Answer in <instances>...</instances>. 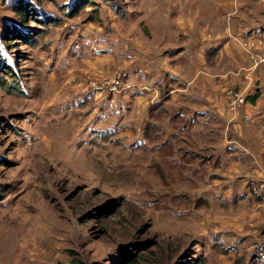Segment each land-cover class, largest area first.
<instances>
[{"label": "rangeland", "instance_id": "rangeland-1", "mask_svg": "<svg viewBox=\"0 0 264 264\" xmlns=\"http://www.w3.org/2000/svg\"><path fill=\"white\" fill-rule=\"evenodd\" d=\"M85 1L0 0V264H264V208L240 225L237 204L211 218L152 153L159 139L138 142L145 112L124 113L100 86L129 74L142 43L170 41L171 0ZM151 108L144 132L180 109L163 97Z\"/></svg>", "mask_w": 264, "mask_h": 264}, {"label": "crops", "instance_id": "crops-1", "mask_svg": "<svg viewBox=\"0 0 264 264\" xmlns=\"http://www.w3.org/2000/svg\"><path fill=\"white\" fill-rule=\"evenodd\" d=\"M171 3L168 11H160L164 18L160 28L170 34V41L153 47L140 43L144 53H138L136 64L134 59L128 64L124 87L117 92L123 98H119L123 103L119 107L126 114L145 112V122L159 98L180 108L159 124L161 133L158 131L159 140L152 143V153L169 162L168 170L193 185L196 199L201 198V203L207 202L214 210L211 218L221 217L224 207L233 209L237 204V224H244L245 216L252 220L264 208V202L248 193L249 183L264 175V65L249 68L238 38L251 31L264 35V0ZM179 28L187 36L185 50L192 51L185 56L179 55L178 37L171 40ZM229 85L243 89L247 96L235 112L226 108L224 89ZM144 121L139 125L143 131L140 145L149 141ZM135 125L126 118L122 122L127 131ZM179 138H184V144H179ZM205 149L210 153H203Z\"/></svg>", "mask_w": 264, "mask_h": 264}, {"label": "built area", "instance_id": "built-area-1", "mask_svg": "<svg viewBox=\"0 0 264 264\" xmlns=\"http://www.w3.org/2000/svg\"><path fill=\"white\" fill-rule=\"evenodd\" d=\"M238 43L250 61V69L256 68L260 63L264 62V35L262 33H256L254 31L244 33L239 36ZM126 77L127 71L122 69L115 71L100 86L111 94L120 92L124 87ZM224 96L226 108L230 112L237 111L247 100L245 91L234 85L225 87ZM249 118V114L245 113L244 119L248 120ZM248 193L253 198L264 202V175L258 176L249 183Z\"/></svg>", "mask_w": 264, "mask_h": 264}, {"label": "trees", "instance_id": "trees-1", "mask_svg": "<svg viewBox=\"0 0 264 264\" xmlns=\"http://www.w3.org/2000/svg\"><path fill=\"white\" fill-rule=\"evenodd\" d=\"M79 3H83V4H85L86 3V1L85 0H77ZM14 10H15V12H17L18 14H19V17H20V20H21V22L23 23V22H26L27 20L25 19V16L26 15H28V13H29V7L28 8H26V6L24 5V4H22V3H20V2H18L17 4H15V6H14ZM14 30H12V29H8L7 31H6V35H9V36H13L14 35ZM23 37V36H22ZM152 108L150 107V114H151V116H152ZM148 125H147V130H149L148 131V133H149V136L151 137V139L153 138V139H158L159 138V134H157L158 133V131H160V133H161V127L159 126V122L157 121V123H156V121H153V123H152V121H148V123H147ZM60 264H66V263H60Z\"/></svg>", "mask_w": 264, "mask_h": 264}]
</instances>
